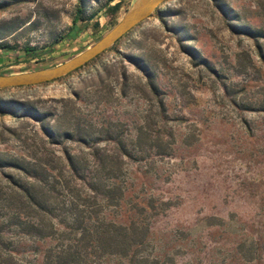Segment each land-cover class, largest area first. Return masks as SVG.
Instances as JSON below:
<instances>
[{"label":"rangeland","instance_id":"obj_1","mask_svg":"<svg viewBox=\"0 0 264 264\" xmlns=\"http://www.w3.org/2000/svg\"><path fill=\"white\" fill-rule=\"evenodd\" d=\"M133 2L0 0V43L10 48L0 50V73L67 60ZM78 6L89 20L60 39ZM156 7L70 73L0 88V158L61 171L68 187L52 195L64 201L88 193L61 169L66 156L76 157L99 188L110 186L107 219L140 216L147 253L168 264H264V0H163ZM56 39L39 57L23 52ZM76 126L90 139L49 143L43 133ZM8 175L25 178L0 168V178ZM23 243L17 256L36 264L47 242Z\"/></svg>","mask_w":264,"mask_h":264},{"label":"trees","instance_id":"obj_2","mask_svg":"<svg viewBox=\"0 0 264 264\" xmlns=\"http://www.w3.org/2000/svg\"><path fill=\"white\" fill-rule=\"evenodd\" d=\"M82 12V6L76 7L67 33L60 39L73 38L85 27L90 16L83 18ZM57 41L38 49L28 47L23 52L30 57H39L50 52ZM9 49L0 43V50ZM43 130L49 143H56L53 139L57 136L90 139L89 134L81 132L82 128L78 126L61 133L48 128ZM117 143L121 154L128 155L124 144ZM65 159L61 169L70 181L78 182L88 190L84 199L69 196L67 200H57L52 195L54 188L59 186L66 191L68 181L61 171L49 174L51 167H47L46 162L0 158V168L9 167L25 176L24 180L12 175L0 178V264H26V260L17 255L18 248L29 239L47 242L35 252L39 254L36 264H109L113 260L118 264H168L158 255L147 253L149 230L140 216L128 223L108 220L105 209L111 205L108 203L110 186L103 184L99 188L96 176L86 175L87 167H82L76 157L68 155ZM91 165L95 166V162Z\"/></svg>","mask_w":264,"mask_h":264},{"label":"water","instance_id":"obj_3","mask_svg":"<svg viewBox=\"0 0 264 264\" xmlns=\"http://www.w3.org/2000/svg\"><path fill=\"white\" fill-rule=\"evenodd\" d=\"M161 1L163 0H134L123 16L90 46L51 67L7 74L0 73V88L35 85L71 72L104 51L116 39L147 17Z\"/></svg>","mask_w":264,"mask_h":264}]
</instances>
